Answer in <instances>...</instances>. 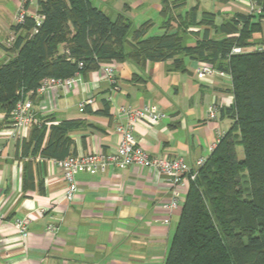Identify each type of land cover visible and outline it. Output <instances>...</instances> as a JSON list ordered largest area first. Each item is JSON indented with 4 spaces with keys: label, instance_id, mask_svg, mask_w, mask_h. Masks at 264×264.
<instances>
[{
    "label": "crops",
    "instance_id": "1",
    "mask_svg": "<svg viewBox=\"0 0 264 264\" xmlns=\"http://www.w3.org/2000/svg\"><path fill=\"white\" fill-rule=\"evenodd\" d=\"M21 1L16 2V10ZM99 1L106 5L111 0ZM180 3L183 5L173 10L175 15L184 17L195 11L196 20L200 21L202 13H211L215 25L235 14L250 15V0ZM162 5L163 0H114L112 8L132 22L137 14L148 17L150 12L161 18ZM36 7L31 2L27 15H36ZM147 21L152 20L141 24ZM205 28L201 25L188 29V47H194L202 39ZM255 34H261L262 38L254 46H262L264 21L261 32ZM212 37L210 31L209 39ZM2 46L3 41L0 49ZM183 62L184 71L175 69L171 61L141 67L127 62L112 63L119 92L111 102H107L109 83L99 68L80 74L68 92L57 90L33 96L32 123L45 121L46 127H50L62 121L79 120L81 126L68 134L72 141L70 152L109 153L119 140L114 131L117 107L153 104L164 117L155 125L138 122L134 131L136 142L151 158H181L193 166L198 159L207 158L209 148L232 127L233 121L222 113L233 105L232 84L227 77L197 75L195 69L201 62L188 58H183ZM84 101L91 104L80 112L79 105ZM106 104L109 117L97 114L103 112ZM210 105L218 107L214 119L208 116ZM6 128L0 111V264L164 263L188 190L187 180L176 189L179 205L170 214L162 209L173 197L169 178L137 167L108 169L94 176L79 175L77 194L68 202L64 198L66 184L62 173L51 160L39 155L20 159V143L30 129L24 138L12 141ZM26 161L32 163L30 190L22 184V166ZM41 209L45 210L43 214L39 212ZM27 216L31 218L28 235L22 236L15 222ZM49 225L56 228L53 233L47 232Z\"/></svg>",
    "mask_w": 264,
    "mask_h": 264
},
{
    "label": "trees",
    "instance_id": "2",
    "mask_svg": "<svg viewBox=\"0 0 264 264\" xmlns=\"http://www.w3.org/2000/svg\"><path fill=\"white\" fill-rule=\"evenodd\" d=\"M181 1L163 0V33L147 36L150 21L135 28L122 14L111 19L91 0H37L40 24L27 16L22 24L11 26L12 44L2 46L7 56L0 58V111L8 126L20 90L26 94L44 78H70L106 63L141 67L171 61L184 71L183 58H188L229 74L233 105L222 113L233 121L232 127L189 182L163 264H264V44L259 52L250 41L261 32L264 0H255L260 14H235L220 25L214 24L211 13H202L200 21L195 11L175 15ZM201 25L206 27L202 39L188 47L185 34ZM233 47L245 52L230 55ZM108 110L106 104L97 114L109 117ZM80 126L79 120L50 127L45 121L31 122L20 143V159L39 155L62 160L74 155L68 134ZM238 147L242 159L237 158ZM22 170L23 188L30 190L31 161L24 162Z\"/></svg>",
    "mask_w": 264,
    "mask_h": 264
},
{
    "label": "built area",
    "instance_id": "3",
    "mask_svg": "<svg viewBox=\"0 0 264 264\" xmlns=\"http://www.w3.org/2000/svg\"><path fill=\"white\" fill-rule=\"evenodd\" d=\"M28 0H23L19 5L17 12L14 16V24H22L24 19L28 16L27 10L24 8V4ZM37 0H30L36 3ZM29 3V5H30ZM260 14L261 9L256 5L255 0H250V14ZM34 17L35 23L38 26L41 21V17L38 15ZM14 40V34L10 38L9 42L12 44ZM10 44V45H11ZM256 51H262V47H255ZM245 50L233 47L230 51V55L244 53ZM79 68H82L80 63ZM99 69L103 77L108 81L110 86V96L107 102L113 100V95L119 92V87L115 79L114 66L112 63L100 64ZM196 74L209 78L227 77L230 79V75L216 70L208 64L200 63L196 67ZM80 73H75L70 78L55 79L44 78L40 81L39 86L35 91H29L23 93L20 90L18 95L21 97L15 105V108L11 114V123L6 128V135L12 141H18L25 137V133L29 129L32 122V95H45L52 91L61 90L68 92L73 88L75 83L79 79ZM87 104H91V101H84L79 105V111L83 112ZM218 107L216 105H210L208 107L209 119H214L217 114ZM164 115L158 109L156 105L148 104L140 108H132L130 106H119L116 109L114 116L115 124L114 131L119 137L118 143L114 151L112 152H89L83 154L69 155L62 160H53L52 162L62 173L63 180L66 184L64 198L66 201L71 202L77 194L76 178L79 175L94 176L99 173H104L108 169H126L129 167H137L139 169H145L157 175L166 176L169 178L170 184L173 187V197L168 202L162 205V209L170 214L173 210L177 209L179 205V197L177 188L185 180L192 182L195 180L198 170L201 169L207 158L198 159L193 166H189L181 158H170L167 156L161 157H149L144 149L136 142L134 137V131L138 122H146L149 125L157 124ZM218 142V141H217ZM217 143L209 148L211 153ZM41 214L45 212L44 209L39 211ZM31 218L27 216L24 219L17 220L15 227L22 236L28 235V225ZM168 222V220L166 221ZM53 225L47 226V232L53 233L55 231Z\"/></svg>",
    "mask_w": 264,
    "mask_h": 264
},
{
    "label": "rangeland",
    "instance_id": "4",
    "mask_svg": "<svg viewBox=\"0 0 264 264\" xmlns=\"http://www.w3.org/2000/svg\"><path fill=\"white\" fill-rule=\"evenodd\" d=\"M20 0H0V42L3 41V47H9L10 46V38L13 36V32H11V27L9 26L14 25V16L17 12L16 10V2ZM23 1H21L19 4H22ZM93 5L101 10H105L106 14L111 17V19H114L117 15L115 12V7L112 8V5L114 3V0L106 2V5H103L99 0H93ZM18 8V7H17ZM110 9V10H109ZM125 17H127L125 15ZM128 18V17H127ZM152 20L150 23L152 26L150 27L147 36H154V35H160L163 33V30L159 27L162 23V19L156 15L155 13L150 12L148 14V17H145V14H137V16L134 17L132 23L133 27L137 28L139 24L144 22V20ZM174 30V28H173ZM186 33V37H187ZM262 38L261 34H254L251 37V42L258 43L260 42ZM130 39V37H129ZM3 47L0 49V58L6 57V53L4 52ZM237 158L242 159L243 153L240 147L237 148Z\"/></svg>",
    "mask_w": 264,
    "mask_h": 264
}]
</instances>
